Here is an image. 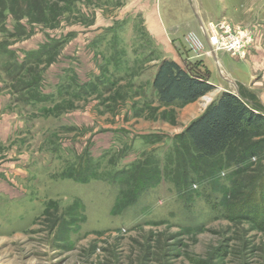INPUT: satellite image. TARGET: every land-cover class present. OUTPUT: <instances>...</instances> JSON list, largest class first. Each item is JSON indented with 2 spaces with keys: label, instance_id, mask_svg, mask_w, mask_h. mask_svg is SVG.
Returning a JSON list of instances; mask_svg holds the SVG:
<instances>
[{
  "label": "rangeland",
  "instance_id": "1",
  "mask_svg": "<svg viewBox=\"0 0 264 264\" xmlns=\"http://www.w3.org/2000/svg\"><path fill=\"white\" fill-rule=\"evenodd\" d=\"M222 21L253 33L242 59L210 54ZM163 60L214 89L159 104ZM259 84L264 0H0V264H264V224L226 212L264 182V148L236 169L258 140L199 161L178 138Z\"/></svg>",
  "mask_w": 264,
  "mask_h": 264
},
{
  "label": "trees",
  "instance_id": "2",
  "mask_svg": "<svg viewBox=\"0 0 264 264\" xmlns=\"http://www.w3.org/2000/svg\"><path fill=\"white\" fill-rule=\"evenodd\" d=\"M152 89L159 104L171 105L193 103L210 93L214 86L186 72L177 63L163 60L156 68ZM261 137H264V108L242 94L237 96L224 91L185 127L178 138L189 142L199 161L217 158L236 140L255 138L258 141L246 144L229 157L230 164L238 169L262 153ZM252 182L256 186L251 192L234 197L227 203L226 212L239 219H257L264 224V182L258 178ZM237 184L234 186H241Z\"/></svg>",
  "mask_w": 264,
  "mask_h": 264
},
{
  "label": "built area",
  "instance_id": "3",
  "mask_svg": "<svg viewBox=\"0 0 264 264\" xmlns=\"http://www.w3.org/2000/svg\"><path fill=\"white\" fill-rule=\"evenodd\" d=\"M210 36L205 35V41L210 54L213 49L230 53L234 57L243 58L248 47L253 42V33L239 27L232 28L229 24L222 21L217 25L210 26Z\"/></svg>",
  "mask_w": 264,
  "mask_h": 264
},
{
  "label": "crops",
  "instance_id": "4",
  "mask_svg": "<svg viewBox=\"0 0 264 264\" xmlns=\"http://www.w3.org/2000/svg\"><path fill=\"white\" fill-rule=\"evenodd\" d=\"M148 20H151V21H156L157 19L154 18V17H151L150 18H147ZM159 20H163V18H160ZM200 28L202 26V24L199 25ZM250 92L255 96V99L257 101V104L264 108V85L263 84H259L258 86L256 87H252V88H249Z\"/></svg>",
  "mask_w": 264,
  "mask_h": 264
},
{
  "label": "water",
  "instance_id": "5",
  "mask_svg": "<svg viewBox=\"0 0 264 264\" xmlns=\"http://www.w3.org/2000/svg\"><path fill=\"white\" fill-rule=\"evenodd\" d=\"M231 83L235 86V84L233 82H231ZM235 95H237V96L239 95L238 92H237V89H236Z\"/></svg>",
  "mask_w": 264,
  "mask_h": 264
},
{
  "label": "bare ground",
  "instance_id": "6",
  "mask_svg": "<svg viewBox=\"0 0 264 264\" xmlns=\"http://www.w3.org/2000/svg\"><path fill=\"white\" fill-rule=\"evenodd\" d=\"M216 51V50H215Z\"/></svg>",
  "mask_w": 264,
  "mask_h": 264
}]
</instances>
